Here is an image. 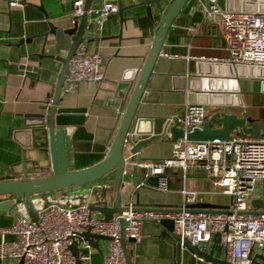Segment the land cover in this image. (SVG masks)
<instances>
[{
    "label": "crops",
    "instance_id": "crops-1",
    "mask_svg": "<svg viewBox=\"0 0 264 264\" xmlns=\"http://www.w3.org/2000/svg\"><path fill=\"white\" fill-rule=\"evenodd\" d=\"M16 1L18 2L12 0L11 3L16 4ZM142 1L121 0L123 7ZM217 1L225 10L264 13V0ZM33 2L38 4V0ZM194 2L195 0H189L185 4L168 31L161 53L178 58L158 59L145 93L147 102L139 108L140 115L180 116L184 105L194 100V96L187 93L190 78L197 75V72L207 73L215 69L195 59L220 60L228 57L220 24L206 19L198 4L193 10ZM43 3L46 14L55 25H72V8L69 4H65L62 11L58 0H44ZM101 3L102 0H92L89 13L91 26L85 35V39L91 41L78 48L82 47L86 53L100 55L104 79L101 83H81L73 92L62 90L53 115L56 129L62 130L64 134L65 157L69 169L89 167L104 157L144 65L161 17L154 6L151 16L146 14L143 6L129 7L123 12L122 18L114 15L97 30L92 11L98 9ZM162 4L165 6L166 2L163 1ZM47 30L40 11L17 5L8 7L4 0H0V180L41 177L51 172L48 147L34 146L37 140L33 139V127H27L29 121L34 122V118L30 119L34 114L45 111L40 109L41 105L48 101L47 107H50L61 70L60 63L42 57L43 39L38 36ZM50 53L51 51H45L43 55L48 56ZM236 76L240 92L234 94L238 95L237 99L242 101V105H206L205 120L216 111L226 110L240 115L244 107L250 109L253 118L264 120V76L257 73L250 76L246 69L236 73ZM118 85L121 97L116 98L113 92ZM47 117L46 115V119ZM234 135L248 134L236 130ZM172 143L162 139L149 143L140 150V158H167L171 155ZM134 159L137 157L134 156ZM1 165L9 167L13 174L8 173ZM166 174L167 192L157 190V177L154 175L145 179L143 187L134 190L138 174L136 167H131L130 173L124 178V187L128 192L123 193V203L127 204L131 200L135 205L143 207H178L183 202L182 189L186 188L196 191L195 204H212L222 208L231 206V197L229 204L225 205L222 198L226 194L216 187L213 177L204 168H189L184 180L178 168H168ZM113 178L114 171L96 184L106 181L111 185ZM74 189L76 188L42 194L43 198L36 201V210L52 202L61 205L80 203L79 193H72ZM129 192H133L131 199ZM2 199L4 198L0 197ZM18 202L19 200H15L13 206ZM21 214L27 215L23 211ZM96 215L102 217L97 212ZM16 217L17 214L0 211V227L11 225ZM140 233L139 243H127L132 264L210 262L182 246L174 235L176 232L172 233L165 225L143 221ZM12 237L7 236L8 239ZM99 244L101 252L92 249L87 264H102L108 243L99 241ZM203 250L217 259H224L226 256L225 247L220 243L218 235H214L213 241ZM0 264H18V261L6 259L0 260Z\"/></svg>",
    "mask_w": 264,
    "mask_h": 264
},
{
    "label": "built area",
    "instance_id": "built-area-1",
    "mask_svg": "<svg viewBox=\"0 0 264 264\" xmlns=\"http://www.w3.org/2000/svg\"><path fill=\"white\" fill-rule=\"evenodd\" d=\"M206 19L216 18L223 30L225 59L197 58L198 62L229 64L239 70L264 69V13L228 11L222 9L217 0H197ZM85 0H75L72 17L83 14ZM15 6V3H11ZM91 11H88V14ZM97 30L118 12L116 0H102L101 6L92 11ZM159 57L175 59L178 56L160 53ZM101 58L96 53H86L78 48L69 60L68 74L63 92H73L81 83H101ZM207 117L205 104L186 103L178 116L177 124L186 132L201 127ZM128 132L124 143L127 145ZM170 134L168 135V137ZM123 174L136 167L138 181L134 190L145 184V179L157 177V190L168 191L166 169L178 168L184 180L189 168L200 167L213 177L217 188L232 199L231 206L217 211L193 212L187 207L195 202L196 191L182 189L183 202L176 211L161 212L136 209L130 200L127 209L114 214L110 219L96 215L87 201L67 206L55 202L37 210L38 219L32 221L27 215H17L9 226L0 227V260L13 259L22 264H76L70 245L78 234L89 231L109 236L107 253L102 264H126L121 244V221L125 238L141 241L140 227L143 221H173L174 231L181 239L191 244L206 247L218 235L225 247V260L229 264H251L253 255H264V209L259 213H247L253 209L251 201L264 200V135H234L230 140L188 141L185 138L172 143L171 155L163 159H134L130 153L124 156ZM263 193L254 195L258 183ZM102 185V184H101ZM12 235V239L7 236ZM182 246V241L180 242ZM79 259L87 264L92 247L87 242L78 245ZM203 248V249H204ZM209 264H221L209 262Z\"/></svg>",
    "mask_w": 264,
    "mask_h": 264
},
{
    "label": "water",
    "instance_id": "water-1",
    "mask_svg": "<svg viewBox=\"0 0 264 264\" xmlns=\"http://www.w3.org/2000/svg\"><path fill=\"white\" fill-rule=\"evenodd\" d=\"M43 1L44 0H38V4H35L33 0H18V2L16 1V5L21 7H32L43 14L48 30L38 36L43 39L42 57H47L52 61L61 64V70L54 86L50 107H47L48 101L45 102L40 106V109L45 111L34 114L30 118H34V122L29 121V123H27V127H33V139L37 140L34 146H37L38 148L48 147L51 158V172L50 174L41 177L1 179L0 197L4 198L0 200L1 212H10L19 215L23 211L32 221H37L38 214L36 210V201L43 198L41 197L42 194L76 188L72 190V193H79L80 203L87 201L91 210L101 214L104 220H108L114 214H119L128 208L127 204L122 201L123 193L128 192L126 187H124V178L128 174H123L125 166L124 156L126 153H130L139 159L140 150L144 146L161 139L169 142H175L183 138L188 141H205L214 139L230 140L236 130H242L244 133L254 136L262 135V131L264 130V120L253 118L248 107H244V111L240 115L237 112H228L226 110L216 111L204 121L201 127L194 128L192 131L186 133L182 127L178 126L177 116L156 117L140 115L139 108L140 105L147 102L145 93L147 91L148 82L157 61L160 58L159 55L164 40L174 20L189 0H143L138 4L128 7H123L121 0H116L118 5V12L116 15L121 18L126 9L136 6L145 7L146 14L151 16L153 10L152 6H154V8L161 14L160 21L155 28L152 44L144 65L138 74L116 132L104 157L89 167L69 169L66 164L64 134L62 130L56 129L53 115L62 93L65 78L68 74L70 58L80 45L91 41L85 39V35L91 26L88 11L90 10L92 0H85L83 14L79 17H72V25H65L62 27L55 25L53 21L49 19L45 12ZM74 1L75 0H58V3L63 11V6L65 4H69L70 7L73 8ZM163 1L166 2L165 6L162 4ZM4 2L10 7L12 0H4ZM197 4L198 1L195 0L192 7L193 10L196 8ZM227 10L232 11L230 9ZM7 15L9 14L7 13ZM210 20L217 21L216 18ZM45 51H51V53L48 56H44L43 53ZM62 53H64V56ZM199 63L210 65L211 68L215 69L207 73L201 71L197 72V75L190 78L187 93L192 94L194 100L187 102L188 104L199 103L205 105L210 104L234 107L242 105V101L239 98V100L237 99L238 95L234 94L240 92L236 73L241 70L229 64L214 63V65H211L209 62ZM246 70L250 76L256 75V73L257 75L264 76V69L256 70L254 68H248ZM118 88L119 85L117 86V90L113 92L116 98L121 97ZM219 98L221 100H219ZM46 115L48 116L47 119ZM214 124H217L218 126L214 127ZM128 132H130L131 135L128 136V142L127 145H125L124 140ZM169 134L170 136L168 137ZM1 166L4 167L8 173L13 174L9 167L4 165ZM112 171H114V178L111 185H108L106 181L102 185L96 184ZM129 193L131 199L133 192ZM15 200H19V204L13 206ZM48 204L49 203L44 206ZM56 204L67 206L59 203ZM251 204L253 209L248 210L247 213L256 214L264 209L263 199H253ZM187 207L193 212L200 210L214 212L217 211L218 208H222L221 206L212 204L195 203L188 204ZM135 208L161 212L176 211V209H173L175 207L172 206L156 205L143 207L135 205ZM151 221L165 225L172 233L175 232L173 221L170 219ZM122 225L123 221H121L120 239L125 261L126 264H132L130 261V254L127 250V243H134V239L125 238ZM174 235L179 242L182 241L183 245L196 255L204 257L210 262L229 264L225 259L214 258L208 251L199 248L198 245L191 244L188 239H181L179 234L174 233ZM100 240L109 241L110 237L94 234L88 230L74 237L70 249L73 253L76 264H82L79 259V243L85 241L93 249L101 252L99 244ZM252 254L253 250L251 251V264H264V255L255 254L252 256ZM18 264H22V261H19Z\"/></svg>",
    "mask_w": 264,
    "mask_h": 264
},
{
    "label": "rangeland",
    "instance_id": "rangeland-1",
    "mask_svg": "<svg viewBox=\"0 0 264 264\" xmlns=\"http://www.w3.org/2000/svg\"><path fill=\"white\" fill-rule=\"evenodd\" d=\"M51 193H52V192H51ZM262 193H263V186H262V184L259 182L258 185H257V187H256V191H255L254 195H255V196H256V195L260 196ZM222 200H223V203H224L225 205H228L229 202L231 201L230 196H226V195L223 196ZM75 205H76V203H74V206H75ZM100 215H101V214H100ZM100 241H101V242H105L106 244L108 243V241H106V240H100Z\"/></svg>",
    "mask_w": 264,
    "mask_h": 264
}]
</instances>
